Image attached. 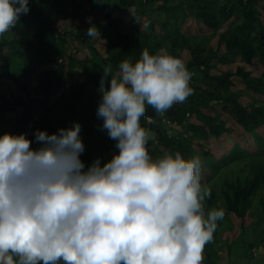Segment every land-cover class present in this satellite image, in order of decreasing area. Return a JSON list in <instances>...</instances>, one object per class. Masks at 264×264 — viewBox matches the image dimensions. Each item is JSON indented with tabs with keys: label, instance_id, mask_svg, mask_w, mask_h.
<instances>
[{
	"label": "clouds",
	"instance_id": "clouds-1",
	"mask_svg": "<svg viewBox=\"0 0 264 264\" xmlns=\"http://www.w3.org/2000/svg\"><path fill=\"white\" fill-rule=\"evenodd\" d=\"M29 10L0 0V36ZM87 35L100 38L94 25ZM191 77L181 58L147 49L104 66L96 114L118 153L103 166L85 170L78 122L36 130V149L26 134L0 136V264H203L225 210H205L201 157L153 159L155 134L141 125L149 106L163 117L184 103Z\"/></svg>",
	"mask_w": 264,
	"mask_h": 264
},
{
	"label": "trees",
	"instance_id": "trees-1",
	"mask_svg": "<svg viewBox=\"0 0 264 264\" xmlns=\"http://www.w3.org/2000/svg\"><path fill=\"white\" fill-rule=\"evenodd\" d=\"M32 2L27 14L21 15L19 20L22 22L25 32L33 38L23 42L22 50L17 55L25 59L28 68L41 67L39 84L32 89L21 83V89L26 97L16 98L0 106L1 113H10L21 110L20 115L11 124L10 134H26L35 140L36 130L47 131L49 134L57 133L60 128H71L74 123L81 125V139L84 143L86 152L84 162L87 168L94 160L98 159L99 151L105 152L102 130L103 119L97 116V108L100 102V81L103 75V68L111 64L113 71L118 70L121 61L128 59L135 62L141 56L144 49L150 54L164 53L181 58L187 69H201L205 74L204 79L207 83L198 86L197 79L190 84L192 89L208 98L209 109L200 108L192 111V116L201 122L209 133L214 137H219L227 131V120L225 114L234 112L238 125L244 131H254L257 128H264V105L251 102L244 97L237 96L231 92L235 86L233 78L242 80L246 87L255 93H260V82L251 80V68L258 60L264 59V20L258 9L259 0H190V14L195 20L203 24L213 32L226 29L219 36V47L222 48L226 56L239 58V64L232 70H228L224 75L215 76L211 74L212 54L206 45L192 43L190 38L175 31L171 36L158 38L148 32L141 30L140 26L135 27L132 35H125L115 31L106 49V56H100L93 52L89 45L88 55L85 59L76 58L67 64L59 57L57 50L59 31L56 28V18L42 10L44 0H29ZM104 13V22L94 21L90 26H95L99 30V37L94 41L103 40L108 33V29L115 27L119 19L112 17L111 5L109 0H92ZM127 4V0L114 1L115 6L124 7L134 6L138 10L142 6L148 5L154 0H132ZM165 0L163 4L157 5L154 10L168 11V19L163 21V28L176 29V14L182 10V5L169 6ZM136 3V4H135ZM145 12L142 10L137 14L140 21ZM167 18V17H166ZM165 18V19H166ZM237 21L239 22H236ZM121 22V21H120ZM84 34H78L80 39ZM10 40L5 34L0 36V65L4 62L6 48L9 47ZM74 63L82 66L81 79L71 91H65L68 86L76 80L73 77ZM110 80V77H109ZM196 81V82H195ZM106 81V86H107ZM219 102H221L219 104ZM217 104L219 113L214 112L213 107ZM246 104V105H245ZM232 107V108H231ZM184 108L174 105L164 119L158 116L150 106L147 108L145 117L141 118V125L148 128V118H152L149 128L153 130L164 143V149L175 153L172 146L167 141L166 121L177 123L181 121V114ZM36 141V140H35ZM161 143V144H162ZM38 146H40L38 144ZM175 146V145H174ZM182 150L188 151V148ZM185 158H190L187 152L182 154ZM205 156L210 157L211 153L206 151ZM101 161L103 166L107 160ZM86 168V169H87ZM257 181L253 187L259 184L260 173H257ZM246 197V196H245ZM215 199L208 198L205 204L206 212L210 210ZM208 244L205 246L207 249Z\"/></svg>",
	"mask_w": 264,
	"mask_h": 264
},
{
	"label": "rangeland",
	"instance_id": "rangeland-1",
	"mask_svg": "<svg viewBox=\"0 0 264 264\" xmlns=\"http://www.w3.org/2000/svg\"><path fill=\"white\" fill-rule=\"evenodd\" d=\"M114 1L117 0H109L108 3L111 5L112 17L119 19V23L108 29L103 40L94 41V38L89 37L85 30L94 21L103 23L104 13L92 0H44L42 10L56 18V28L60 34L57 50L63 61L69 64L76 58L85 59L89 52L85 45L91 46L94 53L105 57L110 38L115 31L132 35L135 27L139 25L141 30L158 38L169 37L178 31L179 34L189 37L192 43L206 45L212 54L210 65L212 75H224L226 71L232 70L239 64L238 57L226 56L219 47V36L225 31L226 25L221 32H213L197 22L190 14V0L169 2V6L185 2L182 10L176 14L175 30L162 26L163 21L168 19V11H163V8L162 11L154 10L165 0L151 1L148 5L139 8L140 10L134 6H129L127 9L122 6L117 7ZM132 2L127 0L126 3ZM31 5L30 1L29 8ZM258 9L264 20V0H259ZM142 10L145 14L139 21L137 14ZM236 22L239 21L236 19ZM80 33L84 35L77 39L76 36ZM5 35L10 40V44L5 51V60L0 65V106L12 101L14 96L21 99L26 97L21 89V83L32 89L33 96V89L38 86L42 71L41 67L28 68L25 59L17 55V52L22 50L23 42L33 38L25 32L20 20ZM251 71V80L260 82V93L250 91L237 77L233 78L235 86L230 91L248 99L247 104L254 102L264 105V59L256 61ZM190 73L192 74L190 84L194 82L192 79L200 81H195L198 86L208 82L204 79L203 68L190 70ZM81 74L82 66L74 63L73 77L76 81L65 91L69 92L75 87L77 81L81 79ZM99 94L101 97V93ZM213 105H215L214 112L219 113V106ZM176 106L184 108L180 122L172 124L168 121L170 120L168 117L165 115L162 117L165 120L168 119L165 125L167 141L174 151H179L181 154L187 152L190 157L196 155L201 157V182L209 187L211 197L215 199L210 210L213 208L225 210L224 219L217 222L218 227L213 240L208 243L207 249L204 248L203 264H264V128H257L251 132L244 131L238 125L235 113L231 112L225 114L227 131L219 137H214L191 114L197 108L209 109L207 97L193 89V94L184 103L176 104ZM20 112L21 110L10 113L0 112V136L10 133L11 124L19 117ZM150 124L148 120L147 129L155 134L156 140L149 142L148 150L150 156L155 159L162 156L166 150L164 143L160 142L157 134L149 128ZM27 138L32 141L33 149L39 147L31 136ZM102 139L105 152L99 151L97 158L108 162L114 154L118 153L115 147L116 141L108 137L106 130L103 132ZM183 148H188V151L182 150ZM206 151L211 153L210 157L204 155ZM85 152L86 149L80 159L87 170V163L84 162L83 157ZM258 172L260 173L259 184L253 187L258 179Z\"/></svg>",
	"mask_w": 264,
	"mask_h": 264
}]
</instances>
